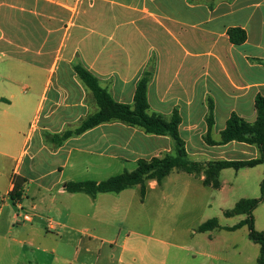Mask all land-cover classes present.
Wrapping results in <instances>:
<instances>
[{
	"label": "crops",
	"instance_id": "crops-1",
	"mask_svg": "<svg viewBox=\"0 0 264 264\" xmlns=\"http://www.w3.org/2000/svg\"><path fill=\"white\" fill-rule=\"evenodd\" d=\"M235 27L246 33L239 45L227 36ZM75 63L116 102L130 106L152 63L149 111L169 117L178 110L190 160L205 165L255 159L254 145H208L206 116L211 99L214 142L231 113L256 120L255 98L264 97V0H0V264H31L35 258L38 264H235L212 250H167L156 261L154 252L131 247L132 237L144 238L131 229L140 220L134 204L144 208L158 190L161 197L154 199L163 195L169 206H180L205 188H223L204 186L203 171L172 170L160 184L149 180L139 203L133 202L139 185L94 198L65 190L69 182L90 180L83 176L98 178L111 169L136 168L139 159L174 154L171 138L119 122L61 144L46 140L45 134L74 129L97 111ZM174 171L186 175L177 199L162 188ZM233 171L235 178L254 176L252 192H260L264 165ZM14 178L22 182L18 200L10 198ZM258 208L254 227L264 231V210Z\"/></svg>",
	"mask_w": 264,
	"mask_h": 264
},
{
	"label": "trees",
	"instance_id": "trees-1",
	"mask_svg": "<svg viewBox=\"0 0 264 264\" xmlns=\"http://www.w3.org/2000/svg\"><path fill=\"white\" fill-rule=\"evenodd\" d=\"M227 36L230 43L239 45L246 40V33L241 28H229ZM82 84L88 89L91 98L97 107V111L84 118L74 129H68L60 134H45L46 140L53 144H61L71 137L82 133L104 123L119 122L130 127L141 129L145 134L166 136L174 143V154H165L161 157H153L150 160L139 159L136 162L135 170L124 171L119 175L109 177L101 182L82 181L69 182L65 190L70 193H84L92 198L100 193H119L134 186H140L141 198L145 196V183L155 180L158 184L167 177L172 170H178L187 174L199 175L204 173L203 185L218 188V173L222 169L239 170L241 168H251L257 165H264V97L260 95L255 98L256 120L248 123L235 113H231L226 127L220 132V141L214 142L210 139V132L213 126V103L208 99V112L206 116L207 133L205 142L212 145H224L235 141L254 145L258 149V157L245 161H211L205 165L192 161L188 158L185 144L180 137L178 125L180 116L177 109H174L169 117L149 111L147 102V88L152 79L154 67L150 63L137 81L133 105L116 102L110 92L100 85L97 77L90 73L80 63L73 65ZM13 190L10 193L12 200H18L21 196V180L13 179ZM264 203V180L260 185V196L252 199H241L235 203L230 210L223 212L224 217L244 215L245 219L233 227L225 228L234 231L243 226L248 229V238L259 246V255L256 264H264V231H258L254 227L253 211ZM217 219L213 218L199 225L196 229L198 233L219 229Z\"/></svg>",
	"mask_w": 264,
	"mask_h": 264
},
{
	"label": "rangeland",
	"instance_id": "rangeland-1",
	"mask_svg": "<svg viewBox=\"0 0 264 264\" xmlns=\"http://www.w3.org/2000/svg\"><path fill=\"white\" fill-rule=\"evenodd\" d=\"M73 156H76V154ZM124 169L127 172H131L135 170V166L127 165ZM123 170L119 169L116 171L111 169L105 174L98 176V178L96 175H92V177L96 178L83 176L85 177L83 179L106 180L108 177L106 175H119L124 172ZM234 172L233 169L225 171L218 178L219 184H224H222V189L205 188L204 193L200 194L199 198L190 197L187 200H183L184 202L180 206H169L168 200L164 199L163 195L162 198L154 199L157 195L161 197L162 193L160 194L158 190L150 193L145 201L144 208L141 209L134 204V212L139 213L140 220L139 224L131 229L137 231V234L142 235L144 238L132 237L131 247L133 249L136 247L139 251L148 250L149 252H154V259L156 261H160L167 250L178 254L184 250L202 252L212 250L220 258L232 260L235 264H256L259 246L249 240L247 227L234 231L225 229V226L238 224L240 218L233 216L226 219L223 216L224 211L232 209L235 203L241 199H252L260 196V192L257 194H253L252 192L254 191L252 185L256 182L254 176H250L246 180L245 176L239 174L235 178ZM185 176V174L174 171L165 180L162 188L165 190L166 197L169 195L175 199L180 197L181 188L186 179ZM139 198L141 199V194L138 189L133 202L139 203ZM262 210H264V207L260 206L258 213ZM148 217L149 219H147ZM213 218L217 219L220 226L219 229L208 233H198L196 231L200 224ZM262 219H264V216H262ZM123 233L125 234V232ZM118 243L120 244V241ZM135 243L138 246H135ZM30 260L32 261L31 264H38V258ZM42 261L44 263V260ZM222 263L224 262H221V260L217 262V264Z\"/></svg>",
	"mask_w": 264,
	"mask_h": 264
},
{
	"label": "built area",
	"instance_id": "built-area-1",
	"mask_svg": "<svg viewBox=\"0 0 264 264\" xmlns=\"http://www.w3.org/2000/svg\"><path fill=\"white\" fill-rule=\"evenodd\" d=\"M1 199H2V198H1V196H0V201H1Z\"/></svg>",
	"mask_w": 264,
	"mask_h": 264
}]
</instances>
